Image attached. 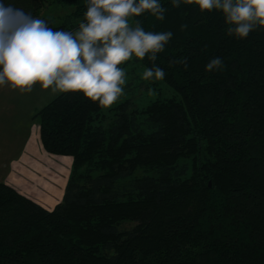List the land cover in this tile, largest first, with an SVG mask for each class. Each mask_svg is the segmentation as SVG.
I'll return each instance as SVG.
<instances>
[{
    "label": "trees",
    "instance_id": "trees-1",
    "mask_svg": "<svg viewBox=\"0 0 264 264\" xmlns=\"http://www.w3.org/2000/svg\"><path fill=\"white\" fill-rule=\"evenodd\" d=\"M87 2L2 0L71 32ZM159 2L163 20L133 26L173 35L154 62L130 61L163 69L174 95L109 117L71 92L36 110L41 146L71 169L51 209L0 182V264H264V27L240 39L219 10ZM51 4L71 10L56 22Z\"/></svg>",
    "mask_w": 264,
    "mask_h": 264
},
{
    "label": "clouds",
    "instance_id": "clouds-1",
    "mask_svg": "<svg viewBox=\"0 0 264 264\" xmlns=\"http://www.w3.org/2000/svg\"><path fill=\"white\" fill-rule=\"evenodd\" d=\"M179 7L181 0H172ZM200 11L219 10L227 34L247 38L264 27V0H184ZM150 12L165 18L159 0H88L84 20L75 32L56 30L43 19L0 0V88L30 93L36 85L53 93H80L102 108H110L124 94L126 72L121 67L133 56L151 61L172 37V32L145 31L130 18ZM185 66L186 61H184ZM212 59L206 69L220 68ZM158 66L147 68L145 80L164 78Z\"/></svg>",
    "mask_w": 264,
    "mask_h": 264
},
{
    "label": "rangeland",
    "instance_id": "rangeland-1",
    "mask_svg": "<svg viewBox=\"0 0 264 264\" xmlns=\"http://www.w3.org/2000/svg\"><path fill=\"white\" fill-rule=\"evenodd\" d=\"M47 5L41 10V14L54 17L56 22L59 15L71 10L70 7L58 4ZM131 20L130 18V23L133 25ZM132 67L133 70L126 73L124 94L116 103L130 98L133 100L135 107L141 109L157 97H171L174 95V91L170 87L160 84V80L155 78L145 80L143 78L145 67L135 65L130 61L125 70L129 71ZM57 94L51 90H44L39 85H36L30 93H20L8 87L0 88V97L3 95V101L6 104L10 100L13 101L10 104V111L1 114L0 120V182H3L1 176L3 175L4 180L7 179L12 182V185L23 195L35 201L46 200L45 202L49 204L56 203L61 199V196L55 197L53 191L58 187L59 177L63 178L64 183H66L71 169V157L48 153L41 145H39L40 150L33 149L34 155L28 157L24 152L23 143L27 136L33 137L35 135L40 144L38 121L33 119L32 115ZM31 105H33L32 110H29L28 107ZM102 112L106 114L105 117H109V113L111 115L109 108H103ZM27 116L29 117L26 118ZM24 118H26L25 122ZM9 141L16 144H12V146ZM42 166L51 168L52 173L49 175L47 172L46 177L40 178L44 170ZM6 167L8 169L4 170ZM35 177H39L40 180H34ZM34 181L36 182L34 183ZM56 192L54 191V193ZM130 225L132 224L127 223V226Z\"/></svg>",
    "mask_w": 264,
    "mask_h": 264
},
{
    "label": "crops",
    "instance_id": "crops-1",
    "mask_svg": "<svg viewBox=\"0 0 264 264\" xmlns=\"http://www.w3.org/2000/svg\"><path fill=\"white\" fill-rule=\"evenodd\" d=\"M2 97H0V120H1V114H6L7 112L10 111V104L13 103L12 100H10V102L8 104H6L4 101H3V95H1ZM32 106H29L28 109L29 110H32ZM29 116H27L26 118H28ZM26 118H24V122L26 120ZM12 144H16L14 143L13 141H9ZM39 142H38V139L36 138V136L34 135L33 137H31L30 135L27 136L26 140L24 141L23 143V149H24V152L26 155H28V157H31L33 156V149H39ZM13 146V145H12ZM40 150V149H39ZM35 164V163H34ZM42 168L45 170L44 173H41L40 175V178L44 177V176H47L46 173L48 172V174L50 175L52 173V170L51 168L47 167V166H42ZM8 167H6L4 170H7ZM3 171V170H2ZM44 175V176H43ZM2 176V181L3 182H6V183H9V184H13L12 182L8 181L6 179V181L4 180L3 178V175ZM40 200V199H39ZM46 201V200H45ZM45 201H37L38 203H40L42 206L48 208V209H51L53 207V205L55 204H52L50 205L49 203L45 202Z\"/></svg>",
    "mask_w": 264,
    "mask_h": 264
}]
</instances>
